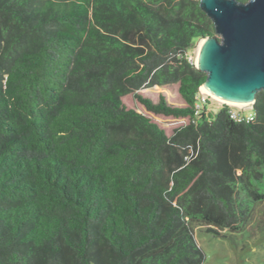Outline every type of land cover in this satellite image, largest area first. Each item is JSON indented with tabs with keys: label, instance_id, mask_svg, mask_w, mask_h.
Returning a JSON list of instances; mask_svg holds the SVG:
<instances>
[{
	"label": "trees",
	"instance_id": "1",
	"mask_svg": "<svg viewBox=\"0 0 264 264\" xmlns=\"http://www.w3.org/2000/svg\"><path fill=\"white\" fill-rule=\"evenodd\" d=\"M200 2L0 0V264H204L194 228L263 229L264 91L252 122L199 104Z\"/></svg>",
	"mask_w": 264,
	"mask_h": 264
},
{
	"label": "water",
	"instance_id": "2",
	"mask_svg": "<svg viewBox=\"0 0 264 264\" xmlns=\"http://www.w3.org/2000/svg\"><path fill=\"white\" fill-rule=\"evenodd\" d=\"M216 35L204 38L196 68L207 75L203 85L234 104L256 103L264 91V0H201Z\"/></svg>",
	"mask_w": 264,
	"mask_h": 264
},
{
	"label": "rangeland",
	"instance_id": "3",
	"mask_svg": "<svg viewBox=\"0 0 264 264\" xmlns=\"http://www.w3.org/2000/svg\"><path fill=\"white\" fill-rule=\"evenodd\" d=\"M198 44L190 53V59L196 64ZM202 95V94H201ZM201 102L208 111H218L227 105L236 112L249 116L253 113L251 108H242L221 103L208 95L201 96ZM262 219L261 216L256 217ZM261 223V222H260ZM261 227L255 225L246 231L233 236L228 231L222 232V236L216 237L206 232L205 228H194L195 239L205 254L204 264H264V224ZM225 236L226 238H223ZM232 237H234L232 239Z\"/></svg>",
	"mask_w": 264,
	"mask_h": 264
},
{
	"label": "bare ground",
	"instance_id": "4",
	"mask_svg": "<svg viewBox=\"0 0 264 264\" xmlns=\"http://www.w3.org/2000/svg\"><path fill=\"white\" fill-rule=\"evenodd\" d=\"M205 42V41H201L199 42L198 44V53H199V49L201 47V44ZM198 53H197V61H196V64L199 66V62H198ZM200 93L202 95H208L210 97H212L213 99H215L216 101L218 102H221V103H225V104H228V105H231V106H237V107H242V108H252V103H246V104H234V103H231V102H227V101H224L216 96H214L213 94L209 93L207 90H205L204 86H202L200 88Z\"/></svg>",
	"mask_w": 264,
	"mask_h": 264
},
{
	"label": "built area",
	"instance_id": "5",
	"mask_svg": "<svg viewBox=\"0 0 264 264\" xmlns=\"http://www.w3.org/2000/svg\"><path fill=\"white\" fill-rule=\"evenodd\" d=\"M201 95V93H200ZM203 96V95H201ZM199 104L202 105L203 103L201 102V98L199 101ZM250 110H253V108H251ZM232 118L238 122H242V121H246V122H252L254 120V115L250 114L249 116H242L239 112H236L233 110L232 114H231ZM245 118V119H244Z\"/></svg>",
	"mask_w": 264,
	"mask_h": 264
}]
</instances>
